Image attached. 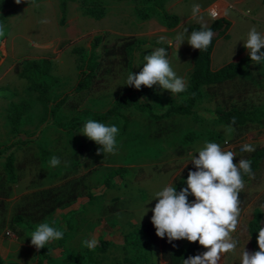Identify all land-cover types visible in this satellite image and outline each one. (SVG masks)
I'll use <instances>...</instances> for the list:
<instances>
[{"label":"rangeland","instance_id":"obj_1","mask_svg":"<svg viewBox=\"0 0 264 264\" xmlns=\"http://www.w3.org/2000/svg\"><path fill=\"white\" fill-rule=\"evenodd\" d=\"M176 1L167 0L165 8L169 13H181L186 19L179 29L167 28L161 15L147 21L141 19L137 10L148 9L150 4L142 0L69 2L64 20L61 0H36L37 7L26 4L20 12L5 18L6 35L0 38V149L17 142L8 152L15 157V182L9 181L4 169L7 154L0 158V255L5 262L34 264L40 259L41 249L37 251L31 244L30 233L44 222L64 232L63 239L46 245L56 263H65L67 254L86 262L91 251L97 264H111L125 256L139 258L145 249L125 244V235L151 221L152 209L158 202L156 193L173 187L187 168L194 166L191 160L198 157L206 141L233 151L234 163L252 153L244 151L242 145L251 144L255 150L264 148V124L232 126L229 133V125L216 115L218 106L231 103L246 108L264 105V65L257 64L232 84L212 90L203 87L191 115L171 114L158 120L135 107L124 110L129 118L125 128L123 119L106 124L119 129L116 154L99 156L90 140L80 133L82 130L70 133L65 128L75 119L105 112L119 96H130L131 86L126 85L129 73H139L146 63L144 57L160 47L166 48L171 67L178 77L184 78L188 89L195 49L187 43L190 32L185 33V29L191 23L199 24V20L180 12ZM247 6L244 11L249 9ZM231 13L238 19L231 31L235 42L243 17L236 9ZM178 34L185 35L181 46L175 40ZM98 35L104 36L97 50L99 57L104 47L113 49L128 38L141 43L129 58L113 55L95 89L72 94L56 117L51 118L53 103L40 101L29 81L15 72V65L26 59L50 57L51 73L58 78L51 96L59 100L73 93L79 83L82 60L89 57L91 41ZM161 36L166 40L157 43ZM219 43L229 42L222 38ZM187 89L172 95L154 85L141 86L134 92L161 114L173 104H182L188 97ZM22 101L27 103V112L18 130H14L9 108L12 103ZM188 134L192 135L190 142L185 139ZM53 156L61 160L56 168L49 167ZM119 167H126L127 172L106 184L109 172ZM243 192L247 202L241 208L237 230L232 233L236 249L222 254L218 264H241L245 250L255 252L248 228L255 208L264 212V161L254 178L245 181ZM188 199L192 202L195 197L191 195ZM17 215L22 216V223L15 221ZM262 222L264 227V219ZM92 238L98 244L89 250L83 242ZM101 238L110 242L106 252L97 249ZM153 260L156 261V256Z\"/></svg>","mask_w":264,"mask_h":264},{"label":"trees","instance_id":"obj_2","mask_svg":"<svg viewBox=\"0 0 264 264\" xmlns=\"http://www.w3.org/2000/svg\"><path fill=\"white\" fill-rule=\"evenodd\" d=\"M84 2L92 4H100L102 0H61L62 20L65 19L67 6L69 2ZM125 1V0H120ZM139 1V0H135ZM149 2L148 9H138L137 13L144 21L151 19L154 15H161L164 19V24L167 28H174L180 23V18L176 14L169 13L165 4L167 0H142ZM27 3L17 4L15 0H0V24H3L5 18L10 14H16L20 12ZM231 22L225 18L216 19L207 28L211 29L214 33H219V37L225 36L229 38L228 31L231 27ZM201 24H193L189 27V31L201 30ZM219 37H213L212 43L206 51H197L193 54V70L191 73L190 84L187 89L188 97L180 105H171L165 112L158 114L154 112V106L150 102H143L139 98V94L135 93L137 89L131 86L132 94L130 96H119L115 100L114 105L106 110L105 112L90 113L88 117H80L75 119L72 123L67 125L60 124L67 128L70 133H74L79 130H83L84 124L87 120L92 119L98 122L104 123L105 125L113 119H123L124 128L129 123L128 116L123 112L129 110L132 107L136 109L148 112L154 118L160 120L171 114L180 115H191L195 112V106L198 100L202 96L203 87L214 89L220 87L224 82L237 77L244 67L252 61L250 56L247 55L244 59L238 62H231L223 66L218 70H213L211 66V56L214 50L215 44ZM104 36L98 35L93 37L91 41L92 51L89 57L82 60L80 67L79 83L75 86L73 93L64 96L61 99H53L51 91L53 87L58 83V78L51 73L53 67V61L50 57H44L41 59H26L23 62H19L15 65V72L22 78L29 81V87L38 93V98L44 103L52 102L51 118H55L58 111L66 103L67 99L72 95L79 93L83 90H93L96 84L99 82L101 74L104 76L106 71V63L109 62L113 55L121 54L125 58L131 57L136 46L141 42L135 41V39L128 38L118 47L113 49L104 47V53L99 57L97 52L98 48L102 45ZM75 51H81L75 50ZM105 68V69H104ZM104 70V71H103ZM103 71V72H102ZM27 103H12L9 108V118L11 126L14 130H18L22 116L27 112ZM258 111H248L245 108H241L237 105H233L230 108L228 106L216 108V115L220 121L230 125L233 117L236 118V124L232 126H238L248 122H253L257 119H261V114H257ZM259 115V117H258ZM258 117V118H257ZM52 123V121H51ZM187 142L192 140V135L188 134L185 137ZM94 150L98 152L99 147L94 141H91ZM17 142L12 143L0 149V158L5 154V172L8 174L9 181L15 182L16 178V165L15 157L10 150L16 145ZM46 155V153H45ZM103 153L99 154L102 156ZM245 160L251 161L252 172L255 174L261 167V163L264 161V148L260 147L253 151ZM195 167H189L187 170L178 178L173 187H176L177 192L182 188L187 187L186 181L188 178L189 171H195ZM127 172L126 167H119L109 172L106 180V184L110 185L116 177H121ZM242 178L247 181L250 177L242 173ZM191 196V195H190ZM189 196V197H190ZM188 197V198H189ZM239 199L241 201L240 208H243L247 202V195L243 190L239 193ZM51 212V211H50ZM49 213V211L47 212ZM264 212L261 208L257 207L254 210L253 218L249 222V235L250 242L255 251L259 250L257 243V236L260 227H263ZM15 221L18 223L23 222L21 215L15 217ZM59 228V227H58ZM125 244L132 245L135 247L144 248L145 252L139 258H131L125 256L122 260H118L111 264H158L159 260L163 259L168 264H183V259H187L190 256L202 254L205 252V248L199 244V242H189L187 240H178L168 242L167 236L160 238L156 235V229L151 221H146L140 225L135 231L125 235ZM175 245V247L173 246ZM110 246V242L101 238V245L97 248L101 252H106ZM156 256V261L153 257ZM88 260L75 259L71 254H67L65 257V263H56L53 257L50 255L48 247L41 249L40 259L34 264H97L93 259V252L88 254ZM0 264H21L19 262H5L0 255Z\"/></svg>","mask_w":264,"mask_h":264},{"label":"clouds","instance_id":"obj_3","mask_svg":"<svg viewBox=\"0 0 264 264\" xmlns=\"http://www.w3.org/2000/svg\"><path fill=\"white\" fill-rule=\"evenodd\" d=\"M20 4L22 0H15ZM28 7H37L36 0H23ZM251 10L244 14L249 15ZM200 13V5L195 4L192 15L195 18ZM212 18L219 14L215 9L210 10ZM188 30L185 29V33ZM6 35L5 25L0 24V38ZM215 33L201 26V30H194L187 36V43L200 51H206L212 43ZM166 37L161 36L157 43H163ZM176 43L181 46L185 42V35L178 34ZM244 47L248 50L250 60L257 65H264V35H261L254 27L249 31ZM146 63L139 73H129L126 85L134 86L140 90L141 86L153 88L158 85L161 90H168L172 95L186 91L187 85L182 77H178L170 65L166 48L160 47L144 57ZM236 124L233 117L227 127L230 133L232 125ZM89 140L102 146L97 154H116L118 151L117 136L119 129L115 125H105L96 120L89 119L84 124L82 132ZM247 152L255 151L251 144L242 145ZM198 157L191 161L195 171H189L186 181L187 187L177 192L176 187L167 186L156 193L158 202L152 209L151 222L156 229V235L160 238L167 236L168 242L187 240L199 242L207 249L202 254L183 259V264H218L222 254L233 252L237 241L232 233L236 232L239 217L241 215L239 193L245 187L242 173L254 178L251 161L240 159L234 163L233 151L222 150L215 142H205L199 150ZM61 160L53 156L49 161V167L56 168ZM192 195L195 200L190 202L188 197ZM31 244L37 251L43 249L50 242L63 239L64 232L44 222L36 226L30 233ZM84 246L94 250L98 244L97 239L85 240ZM259 250L255 252L244 251L241 264H264V227H260L257 236ZM175 247V245H173Z\"/></svg>","mask_w":264,"mask_h":264},{"label":"crops","instance_id":"obj_4","mask_svg":"<svg viewBox=\"0 0 264 264\" xmlns=\"http://www.w3.org/2000/svg\"><path fill=\"white\" fill-rule=\"evenodd\" d=\"M205 2H201V0H177L176 6L179 8L180 12H183L188 18H192V8L193 5L199 4L200 5V13L193 18L194 20H199V24L206 25L207 27L210 26L216 19L218 18H225L228 19L231 22V27L228 31L229 38H226L225 36L219 37V33H217L218 40L215 44L214 50L212 52L211 56V66L213 70H218L225 66L228 63L231 62H238L241 59H244L248 55V50L244 47V42H246L249 31L254 27L261 35H264V0H204ZM200 3H203V6H201ZM187 5V6H186ZM245 5H248L247 10H243ZM217 9L219 11V16L216 18H212L210 15V10ZM232 9H236L239 13L242 14L243 19L239 20L240 24V35L238 38V41L233 42V36H232V29L234 28V25H237V16L231 13ZM248 10H251L249 15H245L244 13ZM171 14H176L180 18V23L174 27L169 29H179L183 28L186 19L182 18L181 13L173 12ZM186 18V17H185ZM184 20V22H183ZM195 24L191 23L188 26ZM190 32V31H189ZM225 38L229 43H226L225 45L223 43H219V40ZM221 44V46H220ZM197 51V49L194 50V53ZM193 53V54H194ZM48 57V56H47ZM44 58V57H42ZM41 59V58H38ZM193 59V56H192ZM254 65V62L246 65L242 72L235 78L230 79L226 82H224L222 85H228L232 84L233 81L240 78L245 72H247L252 66ZM23 102V101H22ZM21 103V102H20ZM233 105H237L241 108H245L248 111L256 110L258 111L257 114H261V119H257L253 122H248L245 124H241L238 126H243L246 124H264V105L261 106H253L251 108H246L244 106H240L236 103L227 104V106L230 108ZM259 117V115H258ZM257 117V118H258ZM237 127V126H234ZM160 264H168L166 261L161 259Z\"/></svg>","mask_w":264,"mask_h":264},{"label":"built area","instance_id":"obj_5","mask_svg":"<svg viewBox=\"0 0 264 264\" xmlns=\"http://www.w3.org/2000/svg\"><path fill=\"white\" fill-rule=\"evenodd\" d=\"M216 11H217V12H218V14H219V11H218L217 9H216ZM218 16H219V15H218ZM218 16H217V17H218Z\"/></svg>","mask_w":264,"mask_h":264}]
</instances>
